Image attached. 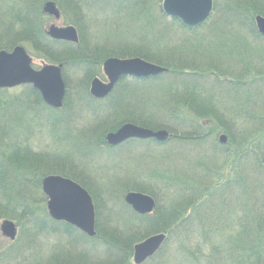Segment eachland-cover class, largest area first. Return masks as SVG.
<instances>
[{"label":"trees","instance_id":"1","mask_svg":"<svg viewBox=\"0 0 264 264\" xmlns=\"http://www.w3.org/2000/svg\"><path fill=\"white\" fill-rule=\"evenodd\" d=\"M55 1L64 14L68 10L65 5L67 1L73 2L72 16L79 23L88 18V11L97 10L111 15L124 14L130 20L137 12L138 16L145 17L146 22L148 20L142 12L145 0ZM256 1L228 0L220 8L215 1L213 12L206 22L188 27L181 20L168 17L160 5L163 0H158L161 10L156 9L155 16L150 10V25L159 31V37L171 35L173 28L179 36L175 38L172 35L169 43L159 45V50L147 48V53L139 55L168 70L147 78L124 76L105 99L90 96L89 80L86 79L87 97L81 93L80 103L93 111L106 107L120 111L130 104L129 115L122 118L124 122L130 121L151 129H167L170 137L165 142L129 139L111 146L105 140V135L122 123L109 127L102 121L84 131L88 133L87 136L83 131H77L80 135L77 138V134H72L73 130L66 124L69 117L62 119L60 115L71 100L68 99L61 109H55L47 105L40 92L31 85L22 86V91L17 95L4 96L10 93V89H0V218L14 219L21 227L11 244L0 250V264H12L16 260L19 262L15 264H22L24 254L35 247L38 237L48 234L75 236L74 242L85 245L79 254L83 258L88 254V247L93 246L85 240L97 241L98 254L114 260L118 257L117 252H121L119 245L125 246L129 253L125 264H130L134 243L150 233L159 232L166 233L168 237L161 250L150 260L161 255L171 237H174L181 246L188 248L191 245V251H188L202 256L205 264H224L225 261L227 264H264V36L258 32L254 20L257 14L264 16V0ZM2 2L0 8H11L5 27L11 36L26 34L28 39L25 40L32 39L38 46V42L42 41L47 51L59 46L64 54L73 58L66 59L65 67L84 66L87 72L83 69L82 72L88 78L99 74L98 69L106 58L102 52L94 49L87 52L89 56H85L82 52H76L79 45L45 38L41 1L30 5L20 0H11L9 5H5L4 0ZM220 10L218 20L213 22L214 14ZM165 22L169 27L164 25ZM144 34H147L145 39L153 36L150 31ZM159 37L156 36L157 41ZM12 44L13 41L10 46ZM63 74L69 87L66 68ZM142 87L144 90H157L161 97L135 99L132 94ZM35 124L51 129L59 141L64 138L68 151H75L83 157H94L103 151L116 152L135 143L144 145L154 142L160 147L178 143L182 148L198 149L200 161L197 160L196 166L200 168L192 166L194 168L189 167L182 173L155 171L154 182L119 184L124 191L136 189L150 194L156 200V208L152 214L142 216L123 201L131 213L129 220L137 225V229L104 233L103 226L106 224L102 222L100 202L87 182L71 170L76 165L72 160L66 162L69 154L56 163V159L44 158L25 143L24 136L32 134ZM219 133L227 136V143L219 141ZM6 163L12 164V167ZM66 167L71 169L67 171ZM53 170H61L75 178L92 194L96 206L94 237L50 217L42 179ZM157 180L160 184H157ZM229 202H234L230 208L227 206ZM232 209H235V213L236 210L239 212L237 217H233ZM231 221L234 230L226 229L232 226ZM221 222L226 224V232L221 234L225 238L216 236L215 239L218 242L221 239V242L211 243L208 254L202 250L203 244L192 243L199 233L207 239L205 241L210 242L208 240H211V235Z\"/></svg>","mask_w":264,"mask_h":264},{"label":"rangeland","instance_id":"2","mask_svg":"<svg viewBox=\"0 0 264 264\" xmlns=\"http://www.w3.org/2000/svg\"><path fill=\"white\" fill-rule=\"evenodd\" d=\"M3 0H0L1 3ZM9 1L11 0H4L5 5H9ZM25 3V5H30L31 3H36L35 1L40 2V6H42L47 0H20ZM26 1V2H25ZM67 1V0H66ZM154 1V2H153ZM216 1L217 6L223 7L226 5L225 3L228 0H214ZM64 2V1H63ZM62 2V3H63ZM71 2V1H70ZM68 2L65 4L68 6V10L63 13L61 9V17L58 20L54 19H45V25H49L52 22L59 26H66V25H74L78 29L79 33V49L76 50L77 53L82 52L85 56H89L87 52H91L94 49L98 52H102L106 55V58L109 57H117V58H133V57H140L139 54L147 53L148 49H157L159 50V45H163L164 43L167 44L170 41V37L173 35L175 38L179 36V33L176 32L175 28H173L170 32L171 35H165L159 37V31L156 30L155 27L151 26L152 23L149 19L150 16H155V10L159 8L161 10L160 4L158 0H145L144 6L142 7V12L145 13L148 17V20L144 19L141 15L138 16L136 12L133 14V19L130 20L126 15L120 14L117 15L116 13L110 14L109 12L104 11H88L89 16L85 18L81 23L75 22L77 19L72 16V8L75 6L73 2ZM261 2V0H257L256 3ZM157 5V8L154 6ZM160 4V5H158ZM215 4V7H216ZM139 8V7H138ZM10 6H5L0 8V47L3 49L11 50L12 47L22 43L27 46L28 50L35 56L33 57V65L35 68H40L44 64H59L64 63L68 60L66 59H73L72 57L67 56L64 54L63 51L59 46H56L55 49L51 51H47V48H44V42H37L28 39L26 34H20L18 36H11L9 32L5 30L7 26V21L10 18ZM151 10V13H150ZM221 11H217L214 14L213 22L218 20L219 14ZM261 15V14H257ZM256 15V16H257ZM263 16V15H261ZM217 17V18H216ZM264 17V16H263ZM169 19V18H168ZM168 21V20H167ZM164 25L169 27V25L165 22ZM172 25V24H171ZM170 25V26H171ZM173 26V25H172ZM147 31L152 32L153 36L147 37L145 39V35ZM156 36L160 39L157 41ZM16 40V41H14ZM19 40V41H17ZM12 46H10V44ZM157 41V43H156ZM83 43V45H82ZM157 44V46H156ZM103 48L105 50H103ZM160 52V51H159ZM156 55H159L156 54ZM76 56V55H75ZM151 57V56H150ZM151 59H153L151 57ZM148 60V59H146ZM152 63L158 64L154 61L148 60ZM263 61H264V53H263ZM161 65V64H158ZM163 66V65H161ZM165 67V66H163ZM66 68L67 78L69 80V87L67 86L66 93L63 100V106L67 102V100H71L69 106L67 105V109L63 108L61 111V116L63 118H68L66 120V124L68 127L73 130L72 134H77V138L80 137L77 131H83L86 136L88 133L84 132L87 129L95 126L96 124L106 123L109 127H112L117 124H124L128 122H124L122 119L125 115H129V108L125 106L124 109H110L109 107L102 108L101 110L93 111L89 106H86L83 103L79 102V97H81V93H84L85 96V85L86 79L89 80L88 88L90 87V81L93 77L98 76L102 80H106L102 65L101 68L98 69L97 75H93L92 77L84 75V71L87 72L84 66L77 67L76 65H68ZM64 68V69H65ZM167 68V67H166ZM90 72V70H89ZM141 84V83H140ZM117 86V85H116ZM115 86V87H116ZM22 86L10 88V93L4 94V96L8 95H17L22 91ZM90 94V93H89ZM135 99L137 97H148L151 96L152 99L161 97V94L153 88H148L146 90L142 88L138 89L136 94H132ZM91 96V95H90ZM87 97V96H86ZM92 97V96H91ZM130 99H133L130 96ZM130 103V101H129ZM134 105V104H133ZM143 107V106H142ZM70 108V109H68ZM69 113V115H67ZM130 122V121H129ZM133 123V122H132ZM120 124L119 126H121ZM118 126V127H119ZM35 129L33 130L31 135L24 136V141L30 148L38 151L39 154L44 156V158H52L56 159V163L62 161L60 159H65V157L69 154L66 159V162L69 163V160H72V163L76 165V168H69L66 170H73L80 178L84 179L87 184L90 186L93 194L97 196L101 208H102V222L106 224L103 226L104 233L110 232H131L137 229V225L131 224L132 222L129 220L131 213L129 210L124 206V197L129 192H141L136 189L124 191V187L119 186V184L127 183L131 181L135 182H154V174L156 172L167 171L170 172H177L185 171L189 167L194 168L197 165V160L200 161V156L197 150H193V148H182V145L178 143H170L166 147H160L158 144L154 142H147L144 145H138L137 143L131 144L129 146L119 148L116 152L109 151L106 153L103 151L102 153L97 154L94 157H84L79 155L80 153H75V151L71 152L68 151L69 148H66L65 141H59L55 134L51 131V129L47 127L38 126L35 124ZM147 128V127H146ZM163 129V128H160ZM153 130H159L154 129ZM114 130H109L111 132ZM107 132V133H108ZM64 134V133H63ZM220 135L224 133H219ZM95 134L93 133V136ZM218 135V136H220ZM218 138V137H217ZM227 143V142H226ZM68 145V142H67ZM86 148V147H84ZM124 151H122V150ZM128 149V150H127ZM97 150V149H96ZM120 150V151H119ZM119 151V152H118ZM122 151V152H121ZM31 160V159H30ZM8 167H12V164L6 163ZM54 165V164H53ZM194 166V167H192ZM44 167V166H43ZM200 168V166H196ZM60 168V167H56ZM61 170H53V172L49 173L48 175H61L67 178L75 179L72 177L67 176V174L60 172ZM156 171V172H155ZM47 176V175H45ZM44 178V177H43ZM43 180V179H42ZM157 184H160V181L157 180ZM119 186V187H118ZM123 188V189H122ZM122 189V190H121ZM147 194L146 192H142ZM150 195V194H148ZM109 200V202H107ZM47 204V201H46ZM232 203H228L227 206L230 208L232 207ZM233 210V209H232ZM48 211V209H47ZM233 217H237L239 212L235 209L232 212ZM237 215V216H236ZM9 219L13 221L18 228V232H20L21 227L20 225L11 218H0V250L6 248L11 244V240L5 237L1 232V223L3 220ZM232 226L230 230H234L233 222L231 221ZM225 222H221L219 228L214 231L211 235L210 242L207 240L203 235L197 234L194 241L192 243H201L202 250L204 253L208 254L210 252V248L212 246L211 243H220L218 242L216 236L220 238H225V236H221L225 229ZM131 230V231H127ZM141 230V229H138ZM224 231V232H223ZM17 232V233H18ZM25 232V231H24ZM157 233H150L145 238H142L134 243L133 247L148 238L151 235ZM208 235V234H207ZM206 235V237H207ZM94 237V236H93ZM75 236H67V235H44L42 237H38V241L35 247H32L28 253L24 254V261L22 264H34L36 262H42L41 264H125L128 261V249L124 248L119 245L121 248V252H117L118 257L116 256V260L120 259V262H116L112 257H102L103 255H99L98 252V245L97 241H90L85 242L88 245L93 244V246L88 247V254L86 252L85 258L80 257L79 254L83 251V247L85 245H81L76 243L74 240ZM98 240V239H97ZM99 241V240H98ZM207 242V244L204 243ZM18 244V243H17ZM100 246L101 243H100ZM118 247V248H119ZM191 245L187 248L186 246H181L176 238L171 237L170 241L162 251L161 255L155 257L152 260H148L144 264H205V260L201 259L202 256L199 254H192ZM190 249V251H188ZM60 251V252H59ZM103 251V250H102ZM56 252V253H54ZM133 252L132 256L129 259L130 264H134L133 262ZM200 258V259H199ZM17 261V260H16ZM14 261L12 264H15ZM19 262V261H17ZM102 262V263H101ZM224 264H227L226 261Z\"/></svg>","mask_w":264,"mask_h":264},{"label":"water","instance_id":"3","mask_svg":"<svg viewBox=\"0 0 264 264\" xmlns=\"http://www.w3.org/2000/svg\"><path fill=\"white\" fill-rule=\"evenodd\" d=\"M162 10L169 17L181 20L188 27H196L206 22L213 12V0H163ZM44 11L55 18L60 13L53 2L44 5ZM258 32L264 36V17L255 16ZM49 35L58 40L79 42L74 26H51ZM104 74L108 81L99 77L92 79L90 94L98 99L105 98L113 91L115 85L123 76L147 78L160 75L168 69L140 57L117 58L110 57L103 64ZM31 84L38 90L43 100L51 107L60 109L66 93V84L62 74V64H44L39 69L32 65V58L23 46H17L11 51H0V88H14ZM170 137L167 129L153 130L132 122L122 124L117 130L106 134L109 145L116 146L132 138L155 139L165 142ZM222 144L227 142V136H219ZM42 189L47 197V209L51 218L63 221L77 227L89 237L96 235V211L93 199L87 189L76 181L61 176L47 175L42 180ZM125 201L139 214L152 213L155 200L142 192H129ZM2 234L14 240L17 235L16 224L5 219L1 223ZM167 235L157 233L149 236L134 246L133 261L143 264L153 257L164 245Z\"/></svg>","mask_w":264,"mask_h":264},{"label":"flooded vegetation","instance_id":"4","mask_svg":"<svg viewBox=\"0 0 264 264\" xmlns=\"http://www.w3.org/2000/svg\"><path fill=\"white\" fill-rule=\"evenodd\" d=\"M47 2H53L54 4H55V6H56V8L58 9V11H59V13H60V17H61V9H60V5H59V3L57 2V1H55V0H47L42 6H40V8H41V12H42V14L45 16V19L46 18H50V19H54V20H58V19H60V17L59 18H55L53 15H50V14H48L47 12H45L44 11V5L47 3ZM45 19H44V25H43V31H44V34H45V38L47 39V40H49V41H54V42H60V43H63V44H72V45H79V42H77V43H74V42H71V41H66V40H58V39H55V38H53V37H51L50 35H49V29H50V27L51 26H56V27H66V26H74V25H66V26H59V25H57V24H55V22H52V23H50L49 25H45ZM75 27V26H74ZM75 29H76V31H77V33L79 32L78 31V29L75 27ZM78 37H79V33H78ZM17 46H23L24 48H25V50H26V52L29 54V56L32 58V65H33V57H35L29 50H28V48H27V46L26 45H24V44H22V43H19L18 45H15L14 47H12V49L11 50H13L15 47H17ZM1 50H5V51H11V50H7V49H0V51ZM110 58V57H109ZM140 58H142V57H140ZM108 58H105L104 59V61H103V63H102V69H103V64H104V62L107 60ZM59 64H62V74H63V71H64V68H65V65H64V63H59ZM59 64H57V65H59ZM33 67H34V65H33ZM95 77H98V76H95ZM95 77H93V78H95ZM92 78V79H93ZM100 78V77H99ZM63 79H64V81H65V77H64V74H63ZM91 79V80H92ZM101 79V78H100ZM91 82V81H90ZM65 84H66V81H65ZM66 89H67V84H66ZM115 89V88H114ZM113 89V90H114ZM89 92H90V87H89ZM113 92V91H112ZM111 92V93H112ZM110 93V94H111ZM110 94H109V96H110ZM108 97V96H107ZM107 97H105V98H107ZM105 98H102V99H105ZM120 127V126H119ZM118 127V128H119ZM118 128H116L115 130H117ZM114 130V131H115ZM109 133V132H108ZM106 136V135H105ZM105 140H106V138H105ZM124 143V142H123ZM122 144V143H121ZM117 146V145H116ZM72 180H74V179H72ZM74 181H76V180H74ZM76 182H78V181H76ZM79 183V182H78ZM81 184V183H80ZM82 185V184H81ZM88 190V189H87ZM88 192H89V190H88ZM90 193V192H89ZM91 194V193H90ZM91 196H92V194H91ZM126 196V195H125ZM92 198H93V196H92ZM155 200V199H154ZM93 201H94V199H93ZM124 202H125V204L126 205H128L130 208H131V210H133L135 213H137L138 215H142V216H145V215H150V214H152L153 212H154V210H155V208H156V200H155V208H154V210H153V212L152 213H149V214H139L138 212H136L129 204H127L126 203V201H125V197H124ZM94 206H95V202H94ZM95 211H96V206H95ZM159 233H163V232H159ZM164 234H166V233H164ZM167 240V239H166ZM166 242V241H165ZM165 244V243H164ZM148 260H150V259H148ZM147 260V261H148ZM146 261V262H147ZM145 263V262H144ZM143 263V264H144Z\"/></svg>","mask_w":264,"mask_h":264}]
</instances>
